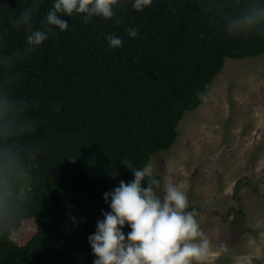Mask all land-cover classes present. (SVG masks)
<instances>
[{
    "label": "trees",
    "instance_id": "trees-1",
    "mask_svg": "<svg viewBox=\"0 0 264 264\" xmlns=\"http://www.w3.org/2000/svg\"><path fill=\"white\" fill-rule=\"evenodd\" d=\"M32 2L0 0V220L13 225L0 264H93L87 237L110 211L104 193L174 146L227 59L264 54V28L229 27L264 0H154L142 13L126 4L119 24L66 17L68 29L37 50L21 20ZM53 3L41 0L34 27ZM113 34L123 46L110 50ZM27 222L35 231L15 243Z\"/></svg>",
    "mask_w": 264,
    "mask_h": 264
},
{
    "label": "rangeland",
    "instance_id": "rangeland-1",
    "mask_svg": "<svg viewBox=\"0 0 264 264\" xmlns=\"http://www.w3.org/2000/svg\"><path fill=\"white\" fill-rule=\"evenodd\" d=\"M178 138L149 162L186 191L210 241L204 264H264V54L225 61ZM35 231L32 222L12 235Z\"/></svg>",
    "mask_w": 264,
    "mask_h": 264
},
{
    "label": "clouds",
    "instance_id": "clouds-1",
    "mask_svg": "<svg viewBox=\"0 0 264 264\" xmlns=\"http://www.w3.org/2000/svg\"><path fill=\"white\" fill-rule=\"evenodd\" d=\"M41 0H33L22 13L27 29L25 43L31 50L39 49L54 29L64 32L69 27L66 17L78 16L87 24L94 18L122 22L117 10L130 4L142 13L152 7L154 0H54L43 25L33 26V12ZM231 30L264 28V3L248 8L233 19ZM129 39L139 36L138 29L126 28ZM110 50L123 46L122 39L113 34L105 37ZM3 111L0 109V117ZM133 179L120 181L103 200L110 211L101 210L95 231L87 237L95 259L93 264H204L211 247L197 219L199 212L190 205L186 191L177 184H161L154 167L146 163L131 172ZM127 227L129 231L125 233ZM13 225L0 220V236H6Z\"/></svg>",
    "mask_w": 264,
    "mask_h": 264
}]
</instances>
